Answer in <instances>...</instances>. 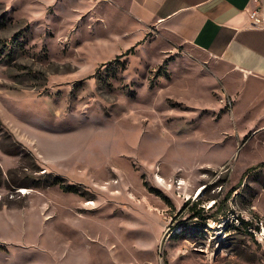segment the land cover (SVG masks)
I'll use <instances>...</instances> for the list:
<instances>
[{
    "label": "rangeland",
    "instance_id": "obj_1",
    "mask_svg": "<svg viewBox=\"0 0 264 264\" xmlns=\"http://www.w3.org/2000/svg\"><path fill=\"white\" fill-rule=\"evenodd\" d=\"M216 62L112 0H0V264H264V82Z\"/></svg>",
    "mask_w": 264,
    "mask_h": 264
},
{
    "label": "crops",
    "instance_id": "obj_2",
    "mask_svg": "<svg viewBox=\"0 0 264 264\" xmlns=\"http://www.w3.org/2000/svg\"><path fill=\"white\" fill-rule=\"evenodd\" d=\"M144 28L264 82V0H112ZM260 10V21L253 12ZM218 58V59H217ZM216 62V63H217Z\"/></svg>",
    "mask_w": 264,
    "mask_h": 264
},
{
    "label": "trees",
    "instance_id": "obj_3",
    "mask_svg": "<svg viewBox=\"0 0 264 264\" xmlns=\"http://www.w3.org/2000/svg\"><path fill=\"white\" fill-rule=\"evenodd\" d=\"M133 50H134V47L130 48L126 53H129V52H131ZM57 179L59 180V178H57ZM66 188L68 190H74L75 185L74 184H69V185L66 186ZM197 214H200V211L199 210L197 211Z\"/></svg>",
    "mask_w": 264,
    "mask_h": 264
},
{
    "label": "built area",
    "instance_id": "obj_4",
    "mask_svg": "<svg viewBox=\"0 0 264 264\" xmlns=\"http://www.w3.org/2000/svg\"><path fill=\"white\" fill-rule=\"evenodd\" d=\"M260 12H261L260 10H255V11L253 12V16L255 17V20H257V21H260V19H261V18H260L261 16L259 15Z\"/></svg>",
    "mask_w": 264,
    "mask_h": 264
},
{
    "label": "bare ground",
    "instance_id": "obj_5",
    "mask_svg": "<svg viewBox=\"0 0 264 264\" xmlns=\"http://www.w3.org/2000/svg\"><path fill=\"white\" fill-rule=\"evenodd\" d=\"M199 193V192H198Z\"/></svg>",
    "mask_w": 264,
    "mask_h": 264
}]
</instances>
